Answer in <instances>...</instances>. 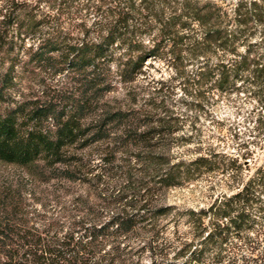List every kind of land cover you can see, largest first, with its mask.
Segmentation results:
<instances>
[{
	"label": "trees",
	"instance_id": "1",
	"mask_svg": "<svg viewBox=\"0 0 264 264\" xmlns=\"http://www.w3.org/2000/svg\"><path fill=\"white\" fill-rule=\"evenodd\" d=\"M28 3L0 4V161L56 182L86 183L116 170L121 182L133 179V197L94 208L74 200L43 228L0 219V264H264V160L252 171L250 153L219 162L197 148L187 158L179 149L192 138L180 135L179 122L156 106L123 109L106 99L116 83L135 82L147 62L184 53L211 92H257L264 102V0L232 8L212 0H98L76 42L36 20ZM26 39L22 67L76 74L77 97L16 99L14 52ZM219 171L226 190L211 186L207 206L162 202Z\"/></svg>",
	"mask_w": 264,
	"mask_h": 264
},
{
	"label": "rangeland",
	"instance_id": "2",
	"mask_svg": "<svg viewBox=\"0 0 264 264\" xmlns=\"http://www.w3.org/2000/svg\"><path fill=\"white\" fill-rule=\"evenodd\" d=\"M3 1L0 0V4ZM27 1L29 9H35L36 20L58 27L69 42L81 38L83 25L89 26L93 19V6L99 5L98 0ZM212 1L232 8L240 1L256 0ZM29 45L26 39L20 53L14 52L19 54L16 67L18 80L13 90L16 99L66 103L70 98L77 97L80 83L76 74L55 75L53 70L35 64L22 67L29 55ZM184 57V53L180 57L168 54L164 59L147 62L144 73L135 82L116 83L114 91L107 95V101L113 107L123 109L146 104L158 107L161 113L179 122L178 127L182 129L180 135L192 138V144L179 149L187 158L194 157L197 148L202 153H217L216 160L219 162L229 159L243 161V155L250 153L252 155L247 161L253 171L264 160L263 98L257 92H211L208 85L194 77L196 64H191ZM8 65L6 61L2 67ZM176 149L174 147L173 151ZM106 174V177L94 178L86 183L46 181L32 175L28 169L0 161V219L9 218L13 224L21 227L43 228L52 219L62 218L70 208L76 206L74 200L85 201L94 208L112 206L111 203L122 197H128V200L133 197V179L121 182L125 180L124 176L116 170ZM140 175L137 172L136 177ZM244 175H247V171H244ZM223 179L221 171L210 174L189 188L167 192L162 202L185 209L207 206L213 197V192L209 191L211 186H216L215 194L221 189L226 190ZM169 219L164 220L163 224H167Z\"/></svg>",
	"mask_w": 264,
	"mask_h": 264
}]
</instances>
